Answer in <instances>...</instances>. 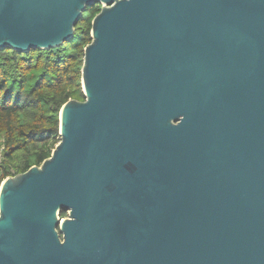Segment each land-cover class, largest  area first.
Listing matches in <instances>:
<instances>
[{"label":"water","instance_id":"95a60500","mask_svg":"<svg viewBox=\"0 0 264 264\" xmlns=\"http://www.w3.org/2000/svg\"><path fill=\"white\" fill-rule=\"evenodd\" d=\"M93 5L84 99L0 185V264H264V0H0V50Z\"/></svg>","mask_w":264,"mask_h":264},{"label":"trees","instance_id":"16d2710c","mask_svg":"<svg viewBox=\"0 0 264 264\" xmlns=\"http://www.w3.org/2000/svg\"><path fill=\"white\" fill-rule=\"evenodd\" d=\"M99 8H87L72 39L61 47L27 53L0 50V185L50 156L59 143L62 105L84 99L83 48Z\"/></svg>","mask_w":264,"mask_h":264}]
</instances>
